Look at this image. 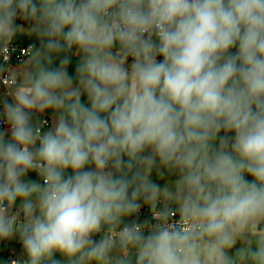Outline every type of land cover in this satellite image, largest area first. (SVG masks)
Listing matches in <instances>:
<instances>
[{
    "label": "clouds",
    "instance_id": "obj_1",
    "mask_svg": "<svg viewBox=\"0 0 264 264\" xmlns=\"http://www.w3.org/2000/svg\"><path fill=\"white\" fill-rule=\"evenodd\" d=\"M23 32L40 46L0 100L12 264H264V0H0L5 61ZM143 205L156 223H124Z\"/></svg>",
    "mask_w": 264,
    "mask_h": 264
},
{
    "label": "crops",
    "instance_id": "obj_2",
    "mask_svg": "<svg viewBox=\"0 0 264 264\" xmlns=\"http://www.w3.org/2000/svg\"><path fill=\"white\" fill-rule=\"evenodd\" d=\"M16 24L23 26L25 29H27L30 26L29 22H27L23 19H20V18H17ZM14 38L21 43L30 45L32 47V49L38 48L40 46V40L35 34H29L27 32H23V33H18ZM75 51L76 50L73 49L72 53L70 54L71 55V62H70L68 69H67L69 75H71L73 77L75 76L76 65L78 64L79 59H80V57L75 54ZM233 51H235V49H233ZM158 59H162V58L158 57ZM131 62H132L131 58H129V61H128L129 65L131 64ZM58 63H59V57H57L54 60L53 67L58 66ZM19 66H21V65H17L16 67H14V69L19 67ZM1 68H2V66L0 63V69ZM10 90H11L10 87H7L3 84H0V100L7 99L8 102H12L11 96L6 95ZM82 102H85V103L87 102L86 96L82 97ZM2 110H3L2 105H0V112H2ZM53 115L54 114L51 110L46 111L42 115L41 114H35L34 115V121L38 120L40 122H43L44 120H48L50 122V125L43 129V130H47L48 128L51 127V125L53 123ZM221 135H223V133H221ZM7 138L8 137H6V139ZM26 178L30 181L42 182V181H40L39 176L35 172L28 173ZM151 178L153 179V181L155 183H157L161 187H163L166 183L174 182L178 178V175L168 174L167 172H165L163 178H159L156 170L154 169L152 174H151ZM246 179L251 180L252 177L248 176V177H246ZM18 209H19V201H17V205L12 209V211H15ZM133 220L136 221L134 216L133 217H126L124 220V223H128V222L133 221ZM100 238H101V234H97L96 236H94V239L97 241ZM240 246H241V244H240V242H238L237 245L235 246V248H233L231 250L230 254H234L236 249L239 248ZM14 255L19 256V257H26V254L24 252L22 243L20 242L18 235L11 238V239H6V240L0 241V264H11L10 260H11V257ZM56 259H63V258L59 254H56Z\"/></svg>",
    "mask_w": 264,
    "mask_h": 264
},
{
    "label": "built area",
    "instance_id": "obj_3",
    "mask_svg": "<svg viewBox=\"0 0 264 264\" xmlns=\"http://www.w3.org/2000/svg\"><path fill=\"white\" fill-rule=\"evenodd\" d=\"M29 49H32L30 45L21 43L15 38L13 39L7 60L5 61V58L0 56V63L2 66L1 69L3 70V73H4V75H0V84H3L7 87H11L15 83L13 79H10L8 77V74H9L8 69L9 67L11 69H14V67H16L17 65H21L22 62L27 60L28 58L27 52ZM11 69H9V71H11ZM44 121H47V123L44 126V128H46L50 125V122L48 120H44ZM6 129H9V125L0 121V131L6 130ZM16 211L18 210H15L13 212H16ZM134 217L136 219V222L138 223H144L145 221H148L151 224L156 223V221L152 218L151 209L147 205H143L138 215ZM21 218H22V214H21ZM178 218H179L178 216L174 217V219H177V220ZM145 234H147V231L145 232ZM24 259H26V257H19V256L14 255L11 257L10 263L12 264V261H22Z\"/></svg>",
    "mask_w": 264,
    "mask_h": 264
}]
</instances>
